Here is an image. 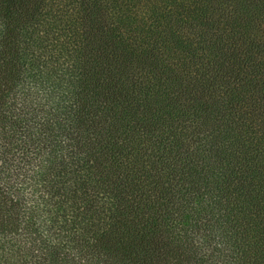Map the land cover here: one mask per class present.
Segmentation results:
<instances>
[{"label":"trees","instance_id":"trees-1","mask_svg":"<svg viewBox=\"0 0 264 264\" xmlns=\"http://www.w3.org/2000/svg\"><path fill=\"white\" fill-rule=\"evenodd\" d=\"M0 264H264V0H0Z\"/></svg>","mask_w":264,"mask_h":264}]
</instances>
